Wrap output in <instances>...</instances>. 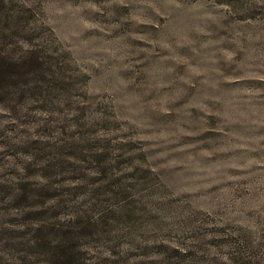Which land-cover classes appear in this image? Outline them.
<instances>
[{
	"label": "rangeland",
	"instance_id": "obj_1",
	"mask_svg": "<svg viewBox=\"0 0 264 264\" xmlns=\"http://www.w3.org/2000/svg\"><path fill=\"white\" fill-rule=\"evenodd\" d=\"M264 264V0H0V264Z\"/></svg>",
	"mask_w": 264,
	"mask_h": 264
},
{
	"label": "trees",
	"instance_id": "obj_2",
	"mask_svg": "<svg viewBox=\"0 0 264 264\" xmlns=\"http://www.w3.org/2000/svg\"><path fill=\"white\" fill-rule=\"evenodd\" d=\"M56 260L51 264H74L75 254L74 252L68 251L66 248L60 253H57Z\"/></svg>",
	"mask_w": 264,
	"mask_h": 264
}]
</instances>
